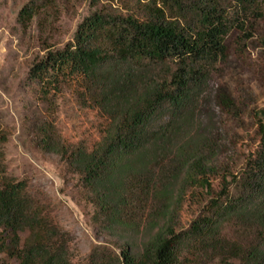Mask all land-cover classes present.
I'll list each match as a JSON object with an SVG mask.
<instances>
[{
    "label": "trees",
    "instance_id": "obj_1",
    "mask_svg": "<svg viewBox=\"0 0 264 264\" xmlns=\"http://www.w3.org/2000/svg\"><path fill=\"white\" fill-rule=\"evenodd\" d=\"M108 1L121 13L92 0L96 9L72 41L46 48L28 73L44 103L76 87L103 118L90 148L66 145L51 118L34 127L36 146L79 176L93 222L114 239L118 254L96 248L89 264H264V109L254 115L259 141L242 169L225 171L215 198L179 230L184 203L211 190L222 157L221 140L203 122L210 78L227 58L229 34L264 22V0ZM54 3L28 1L18 24L27 28ZM215 99L241 115L227 94ZM2 255L15 264H71L68 239L27 184L7 176L0 149V264H10Z\"/></svg>",
    "mask_w": 264,
    "mask_h": 264
},
{
    "label": "rangeland",
    "instance_id": "obj_2",
    "mask_svg": "<svg viewBox=\"0 0 264 264\" xmlns=\"http://www.w3.org/2000/svg\"><path fill=\"white\" fill-rule=\"evenodd\" d=\"M30 0H0V149L8 177L24 181L28 191L45 209L59 231L68 239L71 264H89L92 252L118 254L114 239L93 222L80 178L58 155L41 151L35 144L34 127L52 119L60 139L69 146L80 143L90 148L99 140L103 118L97 108L77 96V88L63 86L54 105L43 102L37 82L29 78L30 68L42 60L46 48L62 49L72 41L79 23L96 8L92 0H54L53 6L35 16L23 29L17 22L21 7ZM97 9L116 3L98 0ZM124 13V12H123ZM245 31L233 30L226 38L227 58L209 82L203 122L213 128V139L221 140L222 157L218 176L210 179L211 190H195L180 213L179 230L187 229L205 204L222 188V174L237 175L245 158L259 141L256 112L264 109V22L248 23ZM249 35H252L249 37ZM227 94L241 112L234 117L216 101ZM215 135V136H214ZM231 170V171H230ZM230 181V176L227 177ZM233 186H231L232 188ZM232 191V190H231ZM22 240L25 234L21 235ZM1 260L15 264L4 255Z\"/></svg>",
    "mask_w": 264,
    "mask_h": 264
}]
</instances>
